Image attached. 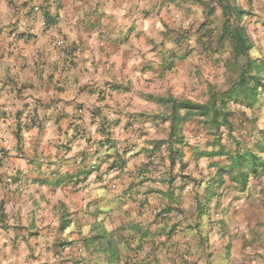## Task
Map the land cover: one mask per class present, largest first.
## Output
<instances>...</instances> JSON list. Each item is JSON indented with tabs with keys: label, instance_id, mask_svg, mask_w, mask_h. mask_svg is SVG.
<instances>
[{
	"label": "clouds",
	"instance_id": "obj_1",
	"mask_svg": "<svg viewBox=\"0 0 264 264\" xmlns=\"http://www.w3.org/2000/svg\"><path fill=\"white\" fill-rule=\"evenodd\" d=\"M0 264H264V0H0Z\"/></svg>",
	"mask_w": 264,
	"mask_h": 264
}]
</instances>
